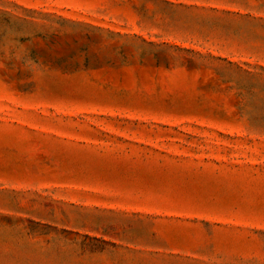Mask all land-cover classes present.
Listing matches in <instances>:
<instances>
[{
  "label": "rangeland",
  "instance_id": "1",
  "mask_svg": "<svg viewBox=\"0 0 264 264\" xmlns=\"http://www.w3.org/2000/svg\"><path fill=\"white\" fill-rule=\"evenodd\" d=\"M0 264H264V0H0Z\"/></svg>",
  "mask_w": 264,
  "mask_h": 264
}]
</instances>
